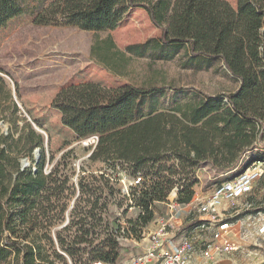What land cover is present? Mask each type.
<instances>
[{
	"label": "trees",
	"instance_id": "obj_1",
	"mask_svg": "<svg viewBox=\"0 0 264 264\" xmlns=\"http://www.w3.org/2000/svg\"><path fill=\"white\" fill-rule=\"evenodd\" d=\"M23 7L33 14L36 24L85 30L115 29L131 8H143L162 33L159 39L130 44L127 50L171 59L187 44L189 65L201 56L220 58L222 39L235 32L245 40L264 94V0H237V7L227 0H26ZM99 49L104 58L116 61L117 53ZM159 93L158 88L130 84L109 88L95 82L72 84L57 93L52 106L61 112L63 124L81 138L99 134L91 156L102 158L112 168L94 176L101 185L84 183L86 175L96 173L82 168L78 175L83 195L70 210L69 223L57 231V242L52 228L66 218L67 202L61 194L71 187L67 186L70 178L57 177L56 168L45 173L43 161L35 155L25 157L30 159L27 167L32 166V176L24 172L14 176L11 168L17 160L0 143V264L118 263L123 227L110 221L104 209L114 189L122 192L109 175H142V184L132 188L131 197L122 194L129 207L138 210L125 231L140 237L153 221L157 204L172 191L177 192L176 202H192L200 179L196 169L203 164L226 167L223 173H230L222 180L244 171L236 165L254 144L258 120L248 113L240 94H193L189 104L178 103L165 112L159 108ZM219 154L225 164L220 163ZM172 159L179 161L183 171L193 169L194 180H189V174L175 179L177 166L163 164ZM257 160L264 162V150L248 164ZM120 166H127L128 172ZM59 206L61 210L55 211ZM258 211H264V206H251L241 215Z\"/></svg>",
	"mask_w": 264,
	"mask_h": 264
},
{
	"label": "rangeland",
	"instance_id": "obj_2",
	"mask_svg": "<svg viewBox=\"0 0 264 264\" xmlns=\"http://www.w3.org/2000/svg\"><path fill=\"white\" fill-rule=\"evenodd\" d=\"M49 1L52 0H46V3ZM227 1L237 7V0ZM25 2L0 0V143L4 142L2 146L6 152L17 160L16 167L11 168L14 176L19 172L32 176V166L22 171L21 162L25 157L33 159L35 148L40 147V163L43 161L45 173L56 168L57 177L70 178L67 186L71 187L64 188L61 194L67 202L66 218L52 228L55 242L57 231L69 223L70 210L79 204L76 199L82 189L78 174L82 168L96 173L86 175L87 179L83 180L92 185H101L94 176L98 177L100 170L108 168L102 158H92L96 147L85 143L88 137L81 138L64 125L61 112L52 106L57 93L69 85L95 82L109 88L127 84L143 89L158 88L159 108L165 112L172 111L178 103L189 104L193 94L200 97L240 94L248 113L258 120V127L253 146L241 154L236 167L246 170L254 162L260 163L257 160L248 164V161L264 150V94L258 71L247 54L241 35L232 32L222 39L218 49L220 58L201 56L189 65L186 63L187 44L181 45L179 53L171 59L151 54L139 56L127 50L130 44L159 39L162 33L143 8H131L115 29L85 30L76 26L36 24L33 14L24 9ZM99 47L117 53L116 61L104 58ZM219 157L221 164L227 162L222 154ZM163 164L166 168L172 164L177 166L179 173L175 179L189 174V180H194L193 169L183 171L177 159ZM126 167L120 166L127 171ZM226 170L223 165L216 167L210 163L196 169L200 179L194 186L195 195L211 193L214 184L224 178ZM117 189L108 195L104 210L110 221L123 227L118 237L123 246L119 262H123L145 252L149 240L144 238L154 230L149 226L156 221V226L151 228L157 227V219L166 214L167 206L162 202L157 204L153 221L143 229L140 237L129 235L125 228H129V219L138 216V210L130 209L128 201ZM250 205L264 206V172L253 192L237 199L224 218H239ZM61 208L59 206L55 211ZM179 215L183 224L180 230L174 231L179 235L207 217L200 215L196 207L184 209ZM219 264H264V237L253 236L244 249Z\"/></svg>",
	"mask_w": 264,
	"mask_h": 264
},
{
	"label": "built area",
	"instance_id": "obj_3",
	"mask_svg": "<svg viewBox=\"0 0 264 264\" xmlns=\"http://www.w3.org/2000/svg\"><path fill=\"white\" fill-rule=\"evenodd\" d=\"M99 139V134H92L85 143H92L96 147ZM259 162H254L248 169L231 178L216 182L211 193L195 195L190 203L176 202L177 192L173 191V198L169 196L162 202L166 204L167 212L157 219V227L148 233L149 242L145 252L115 264H216L244 249L253 236L264 237L263 211L248 212L236 219L234 216L224 218V214L229 212L237 199L253 192L264 172V162ZM109 177L127 197H131L132 188L141 185L143 181L140 173L129 176L122 172ZM129 202L133 204L131 198ZM190 207H196L200 215L207 216L206 219L195 223L190 231L183 230L181 235L174 233L183 224L179 213ZM206 231H210V235Z\"/></svg>",
	"mask_w": 264,
	"mask_h": 264
},
{
	"label": "bare ground",
	"instance_id": "obj_4",
	"mask_svg": "<svg viewBox=\"0 0 264 264\" xmlns=\"http://www.w3.org/2000/svg\"><path fill=\"white\" fill-rule=\"evenodd\" d=\"M34 155L38 159V152H37V150H35ZM22 161H23V166L24 167H27L30 164V159L29 158H24V159H22Z\"/></svg>",
	"mask_w": 264,
	"mask_h": 264
},
{
	"label": "water",
	"instance_id": "obj_5",
	"mask_svg": "<svg viewBox=\"0 0 264 264\" xmlns=\"http://www.w3.org/2000/svg\"><path fill=\"white\" fill-rule=\"evenodd\" d=\"M35 150H37L38 152V161L40 160L41 158V149L40 147L36 148ZM26 167L23 166V161L21 162V169H25Z\"/></svg>",
	"mask_w": 264,
	"mask_h": 264
},
{
	"label": "crops",
	"instance_id": "obj_6",
	"mask_svg": "<svg viewBox=\"0 0 264 264\" xmlns=\"http://www.w3.org/2000/svg\"><path fill=\"white\" fill-rule=\"evenodd\" d=\"M172 198H173V196H172ZM155 222H156V221H154L152 224H150V226H149L150 229H152V230L155 229V227H152V228H151V226H156V225H155ZM144 240H147V241H148V233H147V237H145ZM216 264H219V262L216 263Z\"/></svg>",
	"mask_w": 264,
	"mask_h": 264
}]
</instances>
